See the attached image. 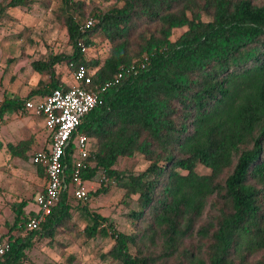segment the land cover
<instances>
[{"label": "trees", "instance_id": "1", "mask_svg": "<svg viewBox=\"0 0 264 264\" xmlns=\"http://www.w3.org/2000/svg\"><path fill=\"white\" fill-rule=\"evenodd\" d=\"M33 3L0 0V20ZM54 15L70 53L32 61V70L47 81L25 98L5 97L0 123L36 95L66 90L63 66L69 74L87 68L93 84L129 72L72 134L62 159L66 189L40 227L25 231L36 212L25 213L27 201L12 205V226L0 238L10 250L0 264L28 261L37 241L64 250L68 244L57 239L64 234L84 243L109 238L101 259L110 264H264V1L116 0L101 11L84 0H61ZM89 19L94 25L80 31ZM178 30L183 33L172 40ZM98 35L109 43L108 54L86 59L78 43L89 49ZM80 134L90 146L81 179L101 186L88 196L107 194L113 185L123 200L136 197L126 215L130 233L73 196ZM20 145L27 160L30 142ZM17 147L6 150L15 156ZM137 155L143 170L117 168ZM198 165L209 173L199 175Z\"/></svg>", "mask_w": 264, "mask_h": 264}, {"label": "rangeland", "instance_id": "2", "mask_svg": "<svg viewBox=\"0 0 264 264\" xmlns=\"http://www.w3.org/2000/svg\"><path fill=\"white\" fill-rule=\"evenodd\" d=\"M33 1L34 3L27 9L9 10L7 16L0 20V103L12 92H14L13 95L22 98L27 97L26 91L35 87L37 77H40L42 81H47L46 77L38 76L32 70V61L50 53H70L66 30L55 20L54 15V12L61 5V0ZM84 2L89 9L101 11H106L116 4V0H84ZM204 20L207 18L204 17ZM181 33L183 30L175 31L172 40L177 39ZM94 43V46L89 47L86 59H104L110 48L109 43L103 39L102 35L96 36ZM59 72L62 73V80L65 81L66 85H71V74L68 73L65 66L60 68ZM29 118L34 117L22 114L16 117L15 121H19L23 127H26L24 120ZM2 123H0V128L3 131L2 136L16 144L18 143L16 139H21L22 142L29 141L30 151L26 154L28 158L25 162L13 163L8 157L4 162H0V238L5 237L12 226L15 217L12 205L27 201L25 213L37 209L34 199L36 194L43 189L42 183L37 182L30 173L31 170H35L32 165V146L36 137L35 134H31V131L25 132L23 130L22 132L21 130L19 136L9 137L6 130L3 129ZM2 136H0V140L3 141L2 144H5ZM145 166L142 157L137 155L130 159H124L117 165V168L141 171ZM195 171L199 175L209 173V170L201 165H198ZM100 187L99 183L88 184L91 193ZM82 202L91 212L109 217L117 230L125 233L132 231V223L126 218V215L130 210L136 208V197L125 201L123 200V191L111 185L107 194L89 195ZM75 218L78 219L77 214H75ZM83 225L81 222L80 227L82 228ZM24 233L22 232L21 235ZM57 239L66 242L68 247L64 250L58 247L51 248L47 245L46 240L37 241L28 253L29 260L23 264H70L67 262L69 257L74 258V262L71 264H110L108 260L101 259V255L112 245L109 238L98 237L84 243L83 239L70 238L64 234Z\"/></svg>", "mask_w": 264, "mask_h": 264}, {"label": "built area", "instance_id": "3", "mask_svg": "<svg viewBox=\"0 0 264 264\" xmlns=\"http://www.w3.org/2000/svg\"><path fill=\"white\" fill-rule=\"evenodd\" d=\"M93 25L94 21L89 19L80 26L79 30L84 32ZM78 46L82 48L83 53L87 54L89 49H86L81 41ZM125 71L129 72V69H122L119 74L102 84H93L92 72L85 67H80L71 72L73 84L66 90L57 88L40 100L25 102L22 114L41 117L50 135V149L37 151L32 156L34 165L44 167L47 183L44 190L35 196L36 216L28 221L25 231H34L40 227L45 217L50 214L51 208L57 203L60 193L66 189L62 159L70 138L82 119L102 105V94L110 87L117 85ZM89 148V139L83 134L78 135L72 194L75 199L81 201L87 199L89 192L88 184L81 179V172L86 169L85 160L89 154ZM102 180L108 182L104 177ZM9 250V242L6 239L0 240V257Z\"/></svg>", "mask_w": 264, "mask_h": 264}, {"label": "crops", "instance_id": "4", "mask_svg": "<svg viewBox=\"0 0 264 264\" xmlns=\"http://www.w3.org/2000/svg\"><path fill=\"white\" fill-rule=\"evenodd\" d=\"M40 76V75H38ZM42 80L40 79V77H37V81L35 82V87H37L39 81ZM63 81V80H62ZM63 83L66 85L65 81H63ZM73 83L71 82V85ZM67 87H69L70 85H66ZM33 88V89H34ZM33 89H28L29 91H26V94L29 95V93L33 90ZM14 92H12L11 94H9L8 96L6 97H12V98H20L22 99V97L20 96H17V95H13ZM41 98H44V97H40L39 95H36L32 100L34 101H37V100H40ZM23 110V109H22ZM22 110H19V111H13V112H10L6 115V117L4 118V122L2 123V125L4 126L3 129L6 130V134L10 136H14V135H20V132L22 130L25 131V132H30L31 134H35V140H34V144L32 146V155L37 152V151H41V150H49L50 149V135H49V132L45 129V126H44V121L41 117H34V118H29V119H25V125L26 127H23L22 124H20L19 121H15V118L22 115ZM11 121H13L11 123ZM19 122V123H18ZM24 129H23V128ZM3 134V131H2V128H0V136H2ZM3 137V136H2ZM8 137V138H9ZM32 139V138H31ZM3 140L6 142L5 144H2L3 141L0 140V162L1 161H5V159H7V157L9 158V160H11L13 163L17 162L19 163V161H23L25 162V151H26V148L24 145H20L22 143L21 139L17 140L16 139V142H18L17 144L13 141L12 143H15V144H12L11 143V140L10 139H7V137H3ZM33 141V139H32ZM8 144H12L14 146H18L15 150V156L12 155V154H9L6 150V145ZM30 151V149H29ZM28 151V152H29ZM31 155V156H32ZM31 175L34 177L35 180H37V182H41L42 185H43V189L44 187L46 186V183H47V180H46V177H45V173H42V172H39L37 171L36 169L35 170H31L30 171ZM43 189L40 191L42 192ZM37 209H33V212H36Z\"/></svg>", "mask_w": 264, "mask_h": 264}]
</instances>
